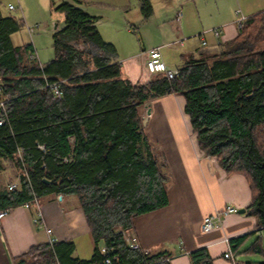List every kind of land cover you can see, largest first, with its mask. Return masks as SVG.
I'll return each mask as SVG.
<instances>
[{"label":"trees","instance_id":"16d2710c","mask_svg":"<svg viewBox=\"0 0 264 264\" xmlns=\"http://www.w3.org/2000/svg\"><path fill=\"white\" fill-rule=\"evenodd\" d=\"M82 2L62 0L57 6L65 27L54 34V58L41 64L30 57L31 43L14 45L12 35L22 22L5 15L0 1V87L7 98L0 173L9 161L20 175L15 188H0V210L52 193L74 196L95 247L84 260L73 257L72 241L43 243L16 264H107L101 245L112 249L111 264H171V251L131 249L121 232L133 228L136 216L169 205L167 165L140 113L169 94L184 98L199 149L249 185V214L263 235L244 252L254 233L232 238V252L264 257V11L247 17L238 35L216 51L182 55L175 79L158 73L141 84L123 77L115 46L97 28L100 18L83 10ZM142 10L151 15V0H142ZM54 83L60 98L50 88ZM188 255L191 264H214L205 247Z\"/></svg>","mask_w":264,"mask_h":264},{"label":"crops","instance_id":"0c3cea01","mask_svg":"<svg viewBox=\"0 0 264 264\" xmlns=\"http://www.w3.org/2000/svg\"><path fill=\"white\" fill-rule=\"evenodd\" d=\"M237 1L240 8L234 6L235 9L230 15L222 16L215 25L219 26L220 36L214 34V28L203 33L199 37L200 41L195 42L183 56H197L202 48L216 49L220 42L233 40L239 33L237 20L240 14L247 18L264 11L263 9L253 12L246 9L247 12L244 13L240 0ZM195 7V17L204 23V13L200 5ZM99 21L100 19L97 26ZM178 29L179 34L184 37L192 35V32H185L182 22ZM209 33L212 37L206 38L205 34ZM176 44L164 43L158 46V43H155L151 49ZM115 48L118 53L116 46ZM147 52L148 50L141 55L132 54L128 56L130 59L122 63L115 57L116 61L121 63L124 78L132 83L143 84L154 77L155 74L150 73L146 67ZM164 61L171 66L165 57ZM150 106L151 113L145 132L167 165L165 173L168 178L169 205L136 216L133 233L138 236L141 246L149 252L163 249L171 251V264H191L188 253L203 247L208 249L214 264H233L223 256L229 249L226 237L232 239L253 232L254 235L244 245L246 246L254 237L263 235V230L257 227L256 218L249 214L251 191L246 179L242 175L229 176L218 165L216 158L206 156L199 149L197 137L192 132L189 117L184 111L183 97L169 94L151 101ZM145 112L142 106L141 115L144 116ZM19 179L20 175L14 165L4 161L0 173V188L18 185ZM39 202L43 218L41 225L37 222V209L34 206L11 207L10 213L0 219V264H16V259L32 246L51 243L52 239H55V242H74L73 257L90 259L95 247L78 199L74 196H63V201L59 202L57 194L52 193L39 198ZM227 205H235L238 210L245 209L246 212L239 214L237 211L235 214L223 216L222 228L204 232L202 225L205 218L217 211H223ZM233 255L236 263L244 262L236 254Z\"/></svg>","mask_w":264,"mask_h":264},{"label":"rangeland","instance_id":"374dc122","mask_svg":"<svg viewBox=\"0 0 264 264\" xmlns=\"http://www.w3.org/2000/svg\"><path fill=\"white\" fill-rule=\"evenodd\" d=\"M61 2L62 0H1L2 12L22 22L21 30L13 35L14 44L31 43L41 64L54 58V34L65 27V15L56 10ZM240 3L244 13L247 10L255 12L264 9V0H240ZM9 4L14 5L16 10L10 11ZM151 5L152 12L149 17L142 10V0H83L80 7L90 15L100 18L98 30L100 26L99 32L105 42L115 44L118 49L115 57L121 63L130 59L128 56L132 54L141 55L144 51H149L155 43L160 46L176 42V45L162 48V54L171 66L165 63L171 69H176L182 63V55H186L193 44L200 41L199 37L203 33L212 31L213 28L219 29L215 25L222 16H229L236 7L240 8L237 0H151ZM199 5L204 13V23L195 17V6ZM181 22L185 32H192L190 37L179 34L178 26ZM29 28H33V32ZM205 37H212V34H205ZM88 50L99 52L95 46H90ZM208 51L216 49L201 50L204 53ZM150 102L144 105L145 110ZM149 118L150 115L145 127ZM256 239L254 237L241 252L246 251ZM237 256L244 262L264 261V257L259 254L239 253Z\"/></svg>","mask_w":264,"mask_h":264},{"label":"built area","instance_id":"2783aa9c","mask_svg":"<svg viewBox=\"0 0 264 264\" xmlns=\"http://www.w3.org/2000/svg\"><path fill=\"white\" fill-rule=\"evenodd\" d=\"M8 9L10 11L16 10L15 6L12 4H9ZM246 20V17L243 16L242 14H240V17L237 20V26L238 28H242L244 26V22ZM30 32H33V28H29ZM214 34L219 37L220 36V31L218 29L214 30ZM182 44V42H181ZM147 60H146V67L148 69V71L152 74H158V73H164L166 75V77L170 80L175 79L176 77L179 76V70L178 68L176 69H171L168 67V65L165 63L164 59H163V54H162V47H157L154 49H151L147 52ZM30 57L32 59H37V56L35 53L31 54ZM50 88L53 90L54 94L57 97H61L62 96V92L60 89V86L58 83H54L50 86ZM6 103H7V98L4 96L3 94V90L0 87V124H4L7 121V116L5 113L6 110ZM40 149L44 150L43 146L39 147ZM18 158L22 161V156L20 151L17 153ZM211 157V156H208ZM17 185L16 184H12L9 186V189H13L15 188ZM57 200L59 202L63 201V195L59 194L57 195ZM25 208H30L32 206H34L37 209V222L39 223V225L43 224V218H42V214L40 212V202H39V198L38 197H34L32 199V201L27 202L23 205ZM11 211V208H6V209H2L0 210V219L4 218L5 216H7ZM238 209L235 205H227L226 208L223 211H217L215 212V214L208 216L207 218H205L203 225H202V229L204 232H209L212 231L213 229H218V228H222L223 227V216H228L230 214H235L237 213ZM49 232H51L50 230H48ZM122 235H123V239L125 240V242L127 243V245L131 248V249H135V250H142L145 253L149 252L148 250H145L142 246L141 243L139 241L138 236L133 233L132 229L129 230H121ZM229 238H225L226 243H230ZM55 239L51 240V243H54ZM110 251H112V249H108L106 246L101 245L100 246V252L106 257V263L107 264H111V259L109 257V253ZM224 258L225 259H229L232 261L233 264H237L236 263V259L234 258L232 249L230 247L229 244V249L228 251H226L224 253Z\"/></svg>","mask_w":264,"mask_h":264},{"label":"water","instance_id":"95a60500","mask_svg":"<svg viewBox=\"0 0 264 264\" xmlns=\"http://www.w3.org/2000/svg\"><path fill=\"white\" fill-rule=\"evenodd\" d=\"M150 113H151V106L150 105H146V112H145V114L143 116V125L144 126H146V124H147V120H148V117H149ZM245 212H246L245 209H239L238 210L239 214H243Z\"/></svg>","mask_w":264,"mask_h":264}]
</instances>
